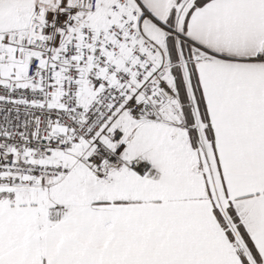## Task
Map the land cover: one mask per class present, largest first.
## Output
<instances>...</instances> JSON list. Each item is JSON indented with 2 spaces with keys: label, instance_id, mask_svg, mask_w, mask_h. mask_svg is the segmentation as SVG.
Listing matches in <instances>:
<instances>
[{
  "label": "snow or ice",
  "instance_id": "1",
  "mask_svg": "<svg viewBox=\"0 0 264 264\" xmlns=\"http://www.w3.org/2000/svg\"><path fill=\"white\" fill-rule=\"evenodd\" d=\"M0 264H264V0H0Z\"/></svg>",
  "mask_w": 264,
  "mask_h": 264
}]
</instances>
